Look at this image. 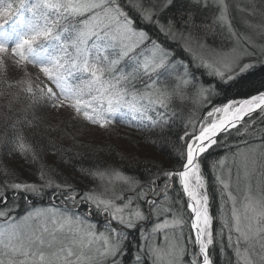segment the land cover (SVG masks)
Wrapping results in <instances>:
<instances>
[{
  "label": "snow or ice",
  "instance_id": "obj_1",
  "mask_svg": "<svg viewBox=\"0 0 264 264\" xmlns=\"http://www.w3.org/2000/svg\"><path fill=\"white\" fill-rule=\"evenodd\" d=\"M237 8L252 18L244 25L264 35V25L253 23L257 14L264 16V0ZM171 9L174 15L161 23ZM209 10L213 25L226 27L238 45L227 59L213 63L197 58L190 47L185 50L192 60H178L139 26L155 25L172 40H187L191 29L202 26L198 14ZM254 49L250 35L234 30L228 0H0V96L11 93L7 112L0 114V147L9 155H30L33 163L40 158L26 131L37 137L31 130L55 129L38 111L67 110L71 119L105 129L119 121L158 137L174 135L178 144V163L155 166L147 179L106 168L82 169L96 179L114 176L120 182L119 188L105 189L107 198L94 189L54 181L43 164L40 184L0 181V264H124L134 230L139 232L135 264L165 259L166 264H185L186 257L187 264H214V248L225 250L223 239L217 240L225 228L227 246L242 264H264V142L242 140L244 147H237L230 162L225 156L212 165L220 186L218 216L211 211L201 163L233 133L248 135L256 122L247 121L254 115L264 119V82L241 94L252 84L245 78L257 70V63L245 62ZM258 63L264 69V59ZM201 67L208 80L196 75ZM185 97H194L200 115L174 133L173 103ZM45 189L56 190L51 198H61L59 207H31L28 197L42 196ZM21 196L30 207L14 216ZM228 201L230 214L224 207ZM81 206L87 211L80 212ZM93 211L106 217L103 230L90 221ZM215 220L221 222L219 232Z\"/></svg>",
  "mask_w": 264,
  "mask_h": 264
},
{
  "label": "trees",
  "instance_id": "obj_2",
  "mask_svg": "<svg viewBox=\"0 0 264 264\" xmlns=\"http://www.w3.org/2000/svg\"><path fill=\"white\" fill-rule=\"evenodd\" d=\"M180 2H183V0H180ZM247 2L248 0H228L230 18L236 31V25L240 26V23L245 19H252L251 17H246L237 8V5L244 6ZM256 2L261 3V0H256ZM177 7H179V3ZM126 10H129L131 15L136 17L134 10ZM175 12L176 9L165 12L161 16V23H166L168 17L173 16ZM176 19L177 27L179 28L178 15ZM212 19L213 12L211 10L201 11L197 16V24L202 26L191 29V38L187 40H172L161 33L155 25L145 26L140 24L139 26L144 27L153 39H157L165 48L175 53L178 60L191 61L192 55L185 50L186 48L190 47L195 56L199 58L201 57V52L204 50L212 53L225 51L228 48L231 49L232 46H236V39L229 34L227 28L213 25ZM257 21L263 22L264 16L257 14L253 22ZM203 25H208V27H204ZM242 27L244 29V23H242ZM249 51H253V49L249 48ZM254 51L255 55L249 57V62L257 63V70L253 75L245 78L252 81V84L250 87L243 88L241 94L254 92L255 88L264 82V69H260L258 63L259 60L264 59V56L256 48ZM196 63H199V59H197ZM206 72L207 70L201 67L196 75L203 76L205 80H208L209 77L205 75ZM11 91L14 92L15 90ZM235 91V88L229 89L228 95H233ZM10 99L11 93L7 91L3 96H0V114L7 112V103ZM221 102L219 100L216 101V103ZM173 110L176 112L174 117L175 125L173 127L174 133L180 131L182 122H186L190 117L195 119L200 115L197 106H195L194 97L177 98L173 103ZM36 114L44 119L45 125L50 124L55 129L46 131L44 126H41L39 129L31 130L32 132L39 133L37 137H33L30 132L26 131L29 143L35 140V146L40 154V158L33 163L30 155L25 157L19 152H12L9 155L6 149L0 147V181L7 180L40 184L41 181L38 178V173L40 165L43 164L47 166L46 171L48 169L52 170L49 172V176L56 182L66 181L81 191L94 189L97 193L105 194L106 188L111 189L113 185L119 188L121 186L120 182L114 176H105L102 180L96 179L86 175L84 171H81L82 169L103 171L106 168L108 172L120 171L126 175L147 179L148 171L150 169L154 170L155 166L163 165L165 168H168L178 163L175 159L178 144L175 142L174 135L158 137L152 131L138 129L119 121L106 129L100 128L99 126L71 119L70 112L67 110L60 113L38 111ZM252 121L256 122L255 127L248 129V135L240 137L233 133V136L228 139L227 143H221L219 147L211 149L201 161L204 175L208 179L211 211L214 216L219 215L221 199L219 196L220 186L216 184L214 179L216 170L212 168V165L225 156L229 157L230 162L232 153L236 152L237 147H244L242 140H249L253 144L264 142L261 140V137H264V119L260 115H254L247 123L251 124ZM2 124L3 121L0 119V126ZM152 141H155V143H152ZM4 173H7V175H4ZM256 179H260L259 175H257ZM261 186L264 187V183ZM243 187L242 183L241 188L243 189ZM54 191L56 190L45 189L42 196H29L28 200L31 201V207H59L61 205V198H51V194ZM233 191L239 199L240 193L235 192L234 176ZM12 195L14 193L10 192L9 204L13 203L11 200ZM107 195L105 194L104 198H107ZM15 203L19 206L12 213L14 216L23 215L30 207L29 204L25 203L22 196ZM224 207L225 211L230 214L231 201H228ZM237 207L239 208V204ZM79 211L86 212V206H81ZM89 219L92 223L97 224L99 230H103L106 220L103 214L93 211ZM144 227L150 228L151 225L146 224ZM221 227V222L215 220L214 229L219 232ZM227 233L228 230L225 228L222 237H217V240L223 239L225 250L222 253L219 246L214 248V264H242V261L235 254V249L227 246ZM129 239L131 245L124 255L123 261L124 264H135L134 257L137 252L135 245L139 242V232L135 230L131 231ZM189 250L191 251V249ZM187 259L186 257L185 264H187ZM148 264H151L150 260Z\"/></svg>",
  "mask_w": 264,
  "mask_h": 264
},
{
  "label": "rangeland",
  "instance_id": "obj_3",
  "mask_svg": "<svg viewBox=\"0 0 264 264\" xmlns=\"http://www.w3.org/2000/svg\"><path fill=\"white\" fill-rule=\"evenodd\" d=\"M242 23L243 22L240 23L241 24L240 26H237V25L235 26L236 29H237V32H240L242 34L250 35L252 40H253V43L255 45V48L257 49L258 52L263 53V56H264V35H259L258 34L259 29H253L252 31H250L251 29L247 28L245 25H244V29H243ZM253 23L257 24V25H264V21L263 22H258L257 21V22H253ZM235 44H236V46H232L231 49L228 48L225 51L223 50V51H216V52L210 53L207 50L206 51L204 50V51L201 52V57H203V59L206 62H209V63H213V62H217V61H221V60L227 59L230 56V54H231V50L233 48H238L237 41H235ZM249 59L250 58H246L245 62L248 63ZM161 244H163V242H161ZM161 264H166V259L162 260Z\"/></svg>",
  "mask_w": 264,
  "mask_h": 264
}]
</instances>
